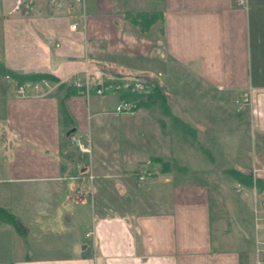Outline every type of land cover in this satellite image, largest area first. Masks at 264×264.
Wrapping results in <instances>:
<instances>
[{
  "label": "crops",
  "instance_id": "1",
  "mask_svg": "<svg viewBox=\"0 0 264 264\" xmlns=\"http://www.w3.org/2000/svg\"><path fill=\"white\" fill-rule=\"evenodd\" d=\"M12 2H0L6 70L62 83L18 98L14 75L0 72V264H256L254 233L247 245L226 229L210 174L223 151L264 175V0H84L75 31L72 16L14 15ZM151 12L162 19L146 31L124 16ZM101 69L155 76L163 89L119 115L117 94L86 96L65 80ZM246 90L254 158L236 136L220 150L216 123L221 94L236 103ZM206 94L218 101L208 109ZM154 157L166 164L153 160L158 172L139 181L135 168ZM81 173L92 178L79 193ZM252 218L251 208V229Z\"/></svg>",
  "mask_w": 264,
  "mask_h": 264
},
{
  "label": "built area",
  "instance_id": "2",
  "mask_svg": "<svg viewBox=\"0 0 264 264\" xmlns=\"http://www.w3.org/2000/svg\"><path fill=\"white\" fill-rule=\"evenodd\" d=\"M1 1L2 0H0V2ZM83 1L84 0H13L11 6L8 8L10 14L24 16L39 14L45 8H49L58 14L64 13L67 16H72L73 19L69 23V30L75 31L82 26V18L75 17L73 9ZM235 2L237 6H246V0H235ZM48 42L51 44L54 43L52 40H48ZM55 45L57 46L58 43H55ZM5 78L11 81L8 75H6ZM60 83V81H51L48 79L24 80L22 82L14 81L13 94L18 98H26L32 95L44 96L56 90ZM68 83L75 87L77 92L86 96L90 94H117L119 96V101L115 104L114 112L119 115H134L139 107L140 97L148 94L155 87L153 77L142 76V74H111L103 70L97 73L84 70V78L80 79V77L74 75L68 79ZM250 96V91L246 90L242 92L239 99L236 101L237 110H242L244 107L251 104ZM69 138L72 143L76 144L80 151L86 153L90 152V148L81 141L80 137L71 135ZM251 171L254 182L260 170L253 168ZM157 172L158 165L152 160H146L135 168L134 176L142 182L152 177L153 174ZM83 174L84 173H81L75 177L79 183V189H77L79 193L86 191L83 187L84 180L92 178L91 174L87 176ZM252 190L254 194L264 197V191L258 190L254 183ZM262 202H258L252 207L256 264H264V212L263 207H261ZM88 235L89 233H86L87 237Z\"/></svg>",
  "mask_w": 264,
  "mask_h": 264
},
{
  "label": "rangeland",
  "instance_id": "3",
  "mask_svg": "<svg viewBox=\"0 0 264 264\" xmlns=\"http://www.w3.org/2000/svg\"><path fill=\"white\" fill-rule=\"evenodd\" d=\"M186 84L188 85L189 83ZM219 98L221 105L227 107V110L220 109V117L216 120L218 121L216 123L219 127V135L222 141V146L219 147L220 150L227 146V141L229 139H233L234 136H236L238 139L241 138V142H243L242 145L248 148L247 152L249 156L251 155V157L253 156L254 158L255 155L258 154L256 149L258 144L256 141V134L252 132L249 117L245 112L246 107L242 110H237V103L234 101L235 97L229 98V96L221 94ZM236 98L238 99V97ZM201 99L202 100L199 101V103L202 105L204 104L206 108H209V106L218 102L217 97H213L211 94H206ZM235 105L237 110L236 112L234 111ZM245 134L248 136V143H245ZM241 149L244 148L241 147ZM259 158H262V161L264 162V152ZM253 164L255 163L249 164L248 167L241 168L252 170ZM231 167L238 168L236 167V164H234L233 160L230 161L229 156L225 152L222 151L219 153V157L215 161L214 171L210 174V183L211 185H214L217 190V196L213 197V201L215 207H217L216 209H218L219 213L222 215V221L226 222V229L232 233H236L237 235H242V242L248 245L249 243L252 244L251 232L254 233V229H251V208L254 207L256 203L263 201L261 207H263L264 212V197L254 194L251 187H245L229 177L224 171L225 169ZM255 167H258L257 163L255 164Z\"/></svg>",
  "mask_w": 264,
  "mask_h": 264
},
{
  "label": "trees",
  "instance_id": "4",
  "mask_svg": "<svg viewBox=\"0 0 264 264\" xmlns=\"http://www.w3.org/2000/svg\"><path fill=\"white\" fill-rule=\"evenodd\" d=\"M126 16V18L130 21V23H132L134 26H136L140 31H146L148 30L151 26L153 25L154 22H156L157 20H161V14H159L158 12H151V13H132V14H126L124 15ZM0 72L2 73H7L9 74L11 71L6 70V67L3 64V61L0 59ZM12 74V76L14 75V77L16 78L17 82H22L24 80H40V79H48V80H52V81H56L58 78H56L55 76H53L50 73H42V72H34V73H27V74H16V73H10ZM58 81V80H57ZM155 81V87L151 90V92L145 97L144 101H140L139 106L143 103V102H147V100H149L151 97H155V94H159L160 91L163 89V85L160 83L159 80L154 79ZM61 86V84H60ZM60 105L62 106V109L64 108L63 105V99L60 100ZM175 120L180 121V119L175 118ZM194 130L192 128H188L187 126H182V132L183 133H191L193 134V138H195L194 136ZM204 152H206L208 154V149H203ZM152 160L154 161H158L160 163H162V165H165L166 162L161 161V159L159 157H154ZM229 177H231L232 179H234L236 182H238L239 184L244 185L245 187H252L253 183L255 185V187L258 190H263L264 191V175H258L255 177V181L253 182V178H252V174L250 169L247 168H227L224 171ZM253 182V183H252ZM10 220L14 221L15 219L11 217H9ZM15 223V222H14Z\"/></svg>",
  "mask_w": 264,
  "mask_h": 264
}]
</instances>
